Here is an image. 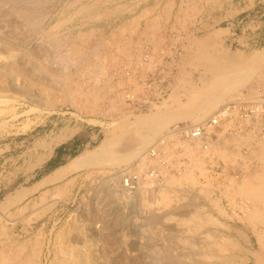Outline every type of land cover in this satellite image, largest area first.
<instances>
[{
	"label": "rangeland",
	"instance_id": "obj_1",
	"mask_svg": "<svg viewBox=\"0 0 264 264\" xmlns=\"http://www.w3.org/2000/svg\"><path fill=\"white\" fill-rule=\"evenodd\" d=\"M32 1L37 3L31 7L45 14L39 27L31 26L34 30L12 13L5 0H0V51H4L0 52V72L19 62V67L27 73L19 78L17 75L21 74L16 71L0 74V241L7 237L14 240L13 243L23 244L37 237L40 246L36 264H58L66 256L73 260L74 255L90 258V264H264L261 247L264 244V203L242 194L245 205L262 216L250 224L243 215H231L225 194L220 197L215 190V194L208 197V187L198 183L196 172L193 184L182 181L177 185L176 180L174 185L167 186L162 177L161 182L146 185V193L151 197L148 202L121 205L124 199L120 178L115 176L121 170L133 171L130 167L141 161L137 160L141 154L144 162L145 152L165 128L159 131L156 124L137 125L115 139L107 152V156L113 158L145 146L138 157L127 162L94 164L88 159L107 136L130 123L132 118L152 114L164 106L180 107L217 77L229 78L241 69L242 75L238 73L233 78L232 93L228 94L232 98L240 92L263 96L264 23L245 30L244 36V27L239 24L245 15L239 11L253 1ZM251 34L259 38L257 46L247 38ZM55 41H61V46L56 47ZM92 48L96 53L88 52ZM74 50L87 53L78 55L85 59H78ZM139 56L143 57V67L134 69ZM75 57L82 62H76ZM255 62L258 67L252 66ZM41 66L44 73H37ZM245 66L255 70L250 74ZM210 107L209 111L214 106ZM179 122L196 124L188 120ZM223 141V147L226 143L231 146L227 152H233L234 140L227 136ZM59 152L54 163L57 166L50 168V160ZM249 152L257 164L245 173L251 177L264 164L256 157V147H250ZM82 154L87 155L84 164L80 163L66 176L41 184ZM232 159L233 156L221 159L228 165L226 179L240 184L244 179L234 178L238 170H232L236 166ZM244 161L248 164V160ZM146 165L140 171L142 178L155 163L150 161V165ZM205 165L197 170L202 171V175ZM168 173L178 176L177 171ZM104 184L112 190L111 198L106 193L96 195L97 188ZM213 186L221 188L219 184ZM245 186L264 195L262 188ZM135 193L130 194L131 198ZM162 195L164 201L160 200ZM152 209L167 215L194 209L192 213L196 210L208 215L218 224L216 221L214 225L198 222L197 229L193 230L186 225L170 224L172 221L162 226L150 225ZM102 248L107 261L99 253Z\"/></svg>",
	"mask_w": 264,
	"mask_h": 264
},
{
	"label": "bare ground",
	"instance_id": "obj_2",
	"mask_svg": "<svg viewBox=\"0 0 264 264\" xmlns=\"http://www.w3.org/2000/svg\"><path fill=\"white\" fill-rule=\"evenodd\" d=\"M8 5H9V8L11 9L12 13H16V16H18L20 19H22L24 21V24L26 27H29L30 29L35 26L37 24L38 25H41L42 22H43V14L42 15V12H39L38 10H36V8H33L31 6H34L37 2H34L32 0H5ZM46 1V0H45ZM32 2V3H31ZM39 2V1H38ZM77 2V1H76ZM36 6V5H35ZM39 9V8H38ZM146 14V13H145ZM144 15V14H143ZM145 16V15H144ZM4 18V17H3ZM14 22V21H13ZM158 22V21H157ZM41 23V24H40ZM59 23V22H58ZM57 23V24H58ZM24 26V25H23ZM32 26V27H31ZM59 26V25H58ZM39 27V26H38ZM149 27V26H148ZM19 28V27H18ZM36 28V26H35ZM33 29V28H32ZM161 29V28H160ZM173 29V28H172ZM34 30V29H33ZM55 30V29H54ZM148 31V30H147ZM152 32V31H150ZM36 34V33H35ZM88 35V34H87ZM147 35V34H146ZM36 36V35H34ZM79 36V35H78ZM86 36V35H84ZM83 36V37H84ZM116 36V35H115ZM143 36V35H142ZM146 37V36H145ZM76 38V37H75ZM59 39V38H58ZM146 39V38H145ZM156 39V38H155ZM55 40V39H54ZM147 40V39H146ZM158 40V39H157ZM71 41V40H70ZM83 41V39H82ZM87 41V39L85 40V42ZM54 42V41H53ZM148 42V41H147ZM155 42V41H154ZM61 41H55L54 45L56 47H59L61 46ZM77 44V43H76ZM80 46L82 45L81 43H79ZM115 44V43H114ZM123 45V44H121ZM73 46H75L73 44ZM79 45L77 44V46H75L76 48L78 47ZM112 47V45H110ZM124 46V45H123ZM72 47V45H71ZM3 48V47H2ZM39 48V47H38ZM90 48V47H89ZM120 48V47H119ZM138 48V47H137ZM154 48V47H153ZM13 49V48H12ZM57 49V48H56ZM69 49V48H68ZM67 49V50H68ZM79 49V47H78ZM123 49V48H122ZM140 49V48H139ZM3 51V49H1ZM10 50V49H9ZM83 50V49H81ZM81 50H74V55L77 57L79 54H87V53H81L82 51ZM128 50V49H127ZM0 51V52H2ZM66 51V50H65ZM84 51V50H83ZM111 51V50H110ZM126 51V50H125ZM136 51V50H135ZM4 52V51H3ZM6 52V51H5ZM11 52V51H10ZM37 51H35L34 53L32 54H35ZM42 52V51H40ZM72 49H71V52L72 53ZM85 52V51H84ZM88 52H95V49L92 48L90 51ZM264 52V50L262 51ZM9 53V52H8ZM12 53V52H11ZM96 53V52H95ZM110 53V52H109ZM117 53V52H116ZM261 53V52H260ZM2 54V53H1ZM7 54V53H5ZM10 54V53H9ZM28 54V53H27ZM31 54V55H32ZM38 54V53H37ZM55 54V53H54ZM108 54V52H107ZM113 54V53H112ZM152 54V53H151ZM12 55V54H11ZM29 55V54H28ZM29 55V56H31ZM57 55V54H56ZM73 55V56H74ZM92 55V54H91ZM126 55V54H124ZM262 55V53L260 54ZM4 56V55H3ZM24 56V55H23ZM36 56V55H35ZM66 56V55H65ZM70 56H72V54H70ZM72 56V57H73ZM88 56V55H87ZM90 56V55H89ZM2 57V55H1ZM8 57V55H7ZM75 57V61L76 62H79L80 64V61L82 62L83 59V56L79 57L78 56V59ZM95 57V56H94ZM94 57L93 60H94ZM120 57V56H119ZM127 57V56H126ZM144 57H146V55H144ZM6 58V57H5ZM34 58V57H33ZM143 58V57H142ZM140 56H139V61H135V68L134 69H137L138 67H143V61H141ZM7 59V58H6ZM27 58H25L26 60ZM74 59V58H73ZM87 59V58H86ZM97 59V58H96ZM111 59V58H110ZM109 59V60H110ZM33 60V59H32ZM88 60H90L88 58ZM19 61V60H18ZM17 61V62H18ZM24 61V60H23ZM28 61V59L26 60V62ZM34 61V60H33ZM32 61V62H33ZM36 61V60H35ZM34 61V62H35ZM42 61V60H41ZM71 61V60H70ZM92 61V60H90ZM105 61V59H104ZM118 61V60H117ZM128 61V60H127ZM25 62V61H24ZM66 62V61H65ZM68 62V61H67ZM129 62V61H128ZM5 63V62H4ZM11 63V62H10ZM21 63V62H20ZM30 63V62H29ZM37 63V61H36ZM36 63L34 65H36ZM69 63V62H68ZM93 63V62H92ZM108 63V62H107ZM113 63V62H112ZM117 63V62H116ZM123 63V62H122ZM131 63V62H130ZM14 66L12 68H3L4 72H0L3 73V74H8V73H11L14 71L18 72L19 74L21 75H17V77L19 78V76H22V77H25L27 75V73L24 72L23 67L21 66V68L19 67V62L18 64L17 63H13ZM12 64V65H13ZM25 64V63H24ZM33 64V63H32ZM51 64V63H50ZM114 64V63H113ZM129 64V63H128ZM4 65V64H3ZM10 65V64H9ZM38 65V64H37ZM64 65V64H63ZM78 65V63H77ZM98 65V64H97ZM100 65V64H99ZM120 65V63H119ZM7 66V65H5ZM70 66V65H69ZM75 66V65H73ZM82 66V65H81ZM85 66V64L83 65ZM92 66V65H90ZM113 66V65H112ZM252 66H257L258 67V64L257 62L254 63V65ZM1 67V66H0ZM65 67V66H64ZM94 67V65L92 66ZM126 67V66H125ZM124 67V68H125ZM128 67V65H127ZM44 67L41 66L39 68V70H37L36 72L39 73V72H42L41 70L43 69ZM91 69V67H89ZM100 68V67H99ZM103 68V67H102ZM113 68V67H112ZM115 68V67H114ZM246 68V66H245ZM254 68V67H252ZM37 69V68H36ZM105 69V68H104ZM133 69V71H135ZM248 69V70H247ZM249 69L250 67H247L245 70H247V72H249ZM258 68H256L257 70ZM30 70V69H29ZM99 70V69H98ZM97 70V71H98ZM129 70V69H127ZM143 69H141L142 71ZM254 69H252V71H254ZM7 71V72H6ZM44 71V70H43ZM46 71V70H45ZM48 71V70H47ZM119 71V70H118ZM251 71V69H250ZM252 71L250 74H252ZM35 72V71H34ZM124 72V71H123ZM44 73V72H42ZM106 73V72H105ZM241 74V69L236 72L235 74H232L229 76V78H226L225 76L224 77H217L215 78L210 84H208L204 89H202L201 91H199V93H196V94H193L189 99L186 104H183L181 105L180 107H174V108H169V106H164V108H158L156 109V111L152 114H149V115H144V116H140V117H134L132 119L134 120H131L130 123L128 124H124L121 128H118L115 132H112L111 135L107 136L106 139H104L101 143V145H99L98 149L94 152H91L90 153V156L88 157V159H91L94 164H101L102 162H107L111 165H115V164H120V163H123V162H127L131 159H134L135 157H138V154L143 151L144 149V145L143 147H140V148H137L127 154H124V155H118L116 156V158H113V157H110V156H107V152H108V147L113 143V141L115 139H117L118 137H120L122 134H124L126 131H128L129 129L137 126V125H151V124H156L157 128L159 131L163 130L164 128L167 130L168 128H166L169 124L171 125V123H177L179 121H192V122H203L205 121L211 114L212 112L222 103V102H228V101H231L232 98V95H230V93H232L230 91V86L232 85V83L235 81L233 78L238 75ZM246 73V72H245ZM28 74L30 75V73L28 72ZM67 74V73H66ZM95 74V72H94ZM244 74V72H243ZM249 73H246L244 75H247ZM10 75V74H9ZM16 75V74H15ZM98 75V74H97ZM242 75V74H241ZM13 76H14V73H13ZM33 76V75H32ZM96 76V75H95ZM100 76V74H99ZM112 76V75H111ZM120 76V75H119ZM124 76V75H123ZM127 76V75H126ZM16 77V78H17ZM246 77V76H245ZM250 77V76H249ZM3 78V77H2ZM17 78V79H18ZM94 78V77H93ZM111 78V77H110ZM22 79V78H21ZM106 79V78H105ZM129 79V77H128ZM23 80V79H22ZM28 80V79H27ZM64 80V79H63ZM122 80V79H121ZM21 81V80H20ZM25 82V80H24ZM29 82V80L27 81ZM79 82V81H78ZM92 82V81H91ZM106 82V80H105ZM112 82V81H111ZM130 82V81H129ZM121 83V82H120ZM88 84V83H87ZM93 85V84H92ZM78 86V84H77ZM24 87V86H23ZM114 87V86H113ZM125 87V86H124ZM24 89V88H23ZM68 89V88H67ZM87 89V87H86ZM90 89V88H89ZM88 89V90H89ZM95 89V88H94ZM107 89V88H106ZM62 90V88H61ZM75 90V89H74ZM101 90V89H99ZM81 91V90H80ZM89 91H91L90 93H92V90L90 89ZM120 91V90H118ZM230 91V93L228 94V92ZM234 91V90H233ZM54 92V91H53ZM96 92V90H95ZM61 93V92H60ZM66 93V92H65ZM90 93H89V96H90ZM94 93V92H93ZM97 93V92H96ZM95 93V94H96ZM102 93V92H101ZM94 94V95H95ZM228 94V95H227ZM69 95V94H68ZM97 95V94H96ZM227 95V96H226ZM52 96V95H51ZM55 96V95H54ZM85 96V95H84ZM88 96V94L86 95ZM98 96V95H97ZM121 96V94H120ZM224 96H226L224 98ZM47 97V96H46ZM63 97V96H62ZM71 97V96H70ZM77 97V96H76ZM75 97V98H76ZM102 97V96H101ZM194 97V98H193ZM257 97V96H256ZM94 98V96H93ZM96 98V96H95ZM223 98V99H222ZM32 99V98H31ZM77 99H79V97H77ZM89 99V98H88ZM219 99V100H218ZM51 100V99H50ZM75 100V99H73ZM98 100V99H97ZM96 100V101H97ZM113 100V99H112ZM221 100V101H220ZM43 101V100H42ZM72 101V100H71ZM85 101V100H84ZM94 101V100H93ZM100 101V100H99ZM106 101V100H105ZM119 101V100H118ZM121 101V100H120ZM220 101V102H219ZM107 102V101H106ZM210 102V103H209ZM53 103V102H52ZM73 103V101H72ZM77 103V102H76ZM108 103V102H107ZM111 103V102H110ZM209 103V104H208ZM74 104V103H73ZM113 104V103H112ZM212 104H214L212 106ZM72 105V104H71ZM84 105V103H83ZM102 105V104H101ZM50 106V105H49ZM91 106V105H90ZM98 106V105H97ZM96 106V107H97ZM105 106V105H104ZM110 106V104H109ZM113 106V105H111ZM213 107V109L211 111H209V107ZM106 107V106H105ZM205 107V108H204ZM210 107V108H211ZM75 108V107H74ZM204 108V109H203ZM80 109V108H79ZM83 109V108H82ZM88 109V108H87ZM86 109V110H87ZM103 109V108H102ZM101 109V110H102ZM110 109V108H109ZM203 109V110H202ZM78 110V109H77ZM112 110V109H111ZM202 110V111H201ZM93 111V110H91ZM115 111V110H114ZM201 111V112H200ZM113 112V111H112ZM97 113V112H96ZM108 113V112H107ZM121 113V112H120ZM93 114V113H92ZM205 119V120H204ZM90 121V120H89ZM88 121V122H89ZM120 123V122H119ZM94 124V123H93ZM116 124V123H115ZM112 125H114V123H112ZM169 125V126H170ZM226 126H231L230 123L228 124H225ZM116 127V126H115ZM227 128V127H226ZM165 130V131H166ZM165 131L159 135V138L158 140L160 139V137H162L164 134H165ZM119 132V133H118ZM158 132V131H157ZM71 134V133H69ZM251 136L249 134H245V135H240L236 138H233L232 140H234V147H233V152H236L238 150L241 149L242 146H245V147H249L248 150L250 149V147H256L257 148V154H256V157L259 156V160H260V164H264V149L260 146H258L257 144L253 143L252 141V138H250ZM119 139V138H118ZM150 141V138L147 140V142ZM152 141V140H151ZM147 144V143H146ZM181 144V147H183V153L181 152V154H178V157L181 155L183 157H186L188 159V165L186 167V170L183 169L182 172H180L178 174V176H169L170 174L167 173L166 170H163V173H162V176L163 177V181L165 182V184H170V186L174 183V181H178V183H175V184H180L182 181H188L190 183H195V178H194V172L197 171L198 169H201L204 164L206 163H213L212 161L213 160H216V157L218 158V160L222 159L224 160L226 157H231L233 156V159L232 160H235L236 158V154L233 153V152H227L228 148L231 147L229 146V144L226 143V145L224 147H221L220 150L214 146H210L209 149L207 150H201L200 149V144L197 142V141H194V146L193 147H188L187 146L189 145V143H180ZM225 144V143H224ZM142 146V145H141ZM237 148H236V147ZM147 147V145H146ZM252 151V150H251ZM225 152V153H224ZM253 152V151H252ZM89 153V152H88ZM86 153V154H88ZM231 153V154H230ZM85 154V155H86ZM139 154V155H140ZM84 154L80 155V157H78L75 161H73V163H68L67 166H65L64 168H62L60 171H56V172H53L54 174L52 176H50L48 178V180L46 179L43 183H41L42 185L46 182V181H52L54 179H57V178H61L63 176H66L68 175L69 173H71L72 171H74L75 169L78 168V166L81 164H84V161H85V156ZM166 155V154H165ZM165 155H164V158H165ZM138 162L139 160H141L137 165H135L133 168L130 167L134 173H138L139 175L140 174V171L143 170V168L145 166H147L146 164L150 165V161H144V156L141 154V156L137 159ZM168 160L169 162H167L169 165H173L174 162H172L173 160L171 159V155H169L168 157ZM207 160V161H206ZM87 161V160H86ZM89 162V161H88ZM90 163V162H89ZM88 163V164H89ZM92 164V163H91ZM29 165V164H28ZM86 165V164H85ZM104 165V164H102ZM108 165V164H107ZM63 167V166H62ZM259 167V166H258ZM264 165H262V167L259 168V171L254 173L251 177H249L248 174H246L243 179L244 181L243 182H240L239 183H228L227 184V188L226 186L223 187V190H220L222 193H225V197H226V201L227 203L230 205V208L232 210V213L231 215L233 216H242L250 223L252 224V221L253 220H260V218H262V216H259V213H257V211L254 209V208H248L246 205H245V199L243 198V195L244 194L245 196L244 197H248L254 201H257V202H263L264 203V195L262 193H260L258 190L256 189H249L247 186L245 185H252V186H257L259 188H262L264 189ZM59 170V169H58ZM148 170V169H147ZM126 169L125 170H121L120 171V174H118L116 177V179L120 178V177H124L126 174H127V171ZM146 172V171H145ZM143 173V172H141ZM200 173V172H199ZM202 174V171L201 173ZM142 177V176H141ZM169 177V178H168ZM148 176H146V178L144 179L145 181L141 180L140 178V182H138V188L136 189V196L134 198H131V195L128 193V190L124 189L122 187V185H120V190H121V196L122 199L121 201V205H123L122 203H124V205H129V203H132L134 201H138L139 204L141 203H144V202H148V198H151V197H148L147 193H146V190H145V187L146 185H149L150 180H148ZM168 178V180H167ZM247 179V180H246ZM120 180V179H119ZM118 180V182H119ZM180 180V182H179ZM167 182V183H166ZM169 182V183H168ZM117 183V182H116ZM106 184V182H105ZM104 184V187H100V188H97L96 190V195H100V193H106L107 196H109L111 198V194H112V190ZM174 185V184H173ZM168 186V185H167ZM149 187V186H148ZM256 187V188H257ZM39 188V187H38ZM93 189V188H92ZM240 189V190H239ZM28 190V189H27ZM32 190V189H31ZM169 190V189H167ZM34 191V190H33ZM164 191L166 192V190L164 189ZM164 191L162 190V192L164 193ZM204 191V190H203ZM59 192V191H58ZM154 192V191H153ZM168 192V191H167ZM32 194V193H31ZM159 194V193H158ZM169 194V193H168ZM22 195V194H21ZM25 195V194H24ZM102 195V194H101ZM134 195V194H133ZM26 196V195H25ZM106 196V197H107ZM117 198V197H116ZM247 198V199H248ZM118 199V198H117ZM156 200V198H154ZM161 201H164V195H162ZM250 201V200H249ZM253 201V202H254ZM216 203V201H213ZM212 202V203H213ZM214 203V204H215ZM262 203V204H263ZM136 204V203H135ZM258 204V203H257ZM123 205V206H124ZM232 205V206H231ZM132 206V205H130ZM191 207L190 205H187V207ZM246 206V208H244ZM125 207V206H124ZM191 208H194V207H191ZM190 208V209H191ZM189 209V210H190ZM223 209V208H221ZM220 209V210H221ZM200 210V209H199ZM194 211L191 210V211H188L187 212H183L179 215H171V214H168L166 212H159V213H156L154 212V210L152 209V211L150 210V213H151V217L149 218V222L151 223L150 225H159L162 224H169L168 221H172L173 223H170V224H175L177 226H182V225H186V226H189L188 228L190 229H194L196 228V225L197 223L199 222L200 225L202 224H211L213 223L212 225H214V221L216 220H213V218H209L208 215H201L198 211L195 210V214L192 213ZM201 211V210H200ZM197 212V213H196ZM223 212L225 213V215H228L226 214V212L223 210ZM223 213V214H224ZM157 215V217H156ZM222 215V214H221ZM212 219V220H211ZM73 221V220H72ZM246 221V222H247ZM12 222V221H11ZM218 221H216L217 223ZM263 222V221H262ZM215 223V224H216ZM218 224V223H217ZM222 224V223H221ZM72 225V224H71ZM197 229V228H196ZM71 230V229H70ZM255 231V230H254ZM4 233V232H3ZM65 233V232H64ZM74 234V233H73ZM4 236V235H3ZM7 236V235H6ZM221 238V237H220ZM11 241H14L12 240L11 238L10 239H7V237H4L2 239V241H0V264H36V258H37V252H38V248L40 246V242L38 241L37 237H35L34 239H32L30 242L28 243H13ZM226 241V240H225ZM222 242V240H221ZM229 242V241H228ZM229 245V244H228ZM95 247V245H94ZM99 249V248H98ZM89 250V249H88ZM210 251V250H209ZM194 252V251H193ZM100 255L101 257L103 258V260L107 261L108 259L105 257V253L103 252V248L102 250H100ZM197 256V255H196ZM201 256V255H200ZM67 258L64 260V261H59L58 264H90L89 261L91 260L90 258H85V257H81V256H73V260H70L68 258V256H66ZM108 257V256H107ZM200 258V257H199ZM211 258V257H210ZM89 259V260H88ZM223 259V258H222ZM70 260V261H69ZM229 261V260H228ZM92 262V261H91ZM94 262V260H93ZM92 262V263H93ZM216 263V261H215ZM106 264H110V263H106Z\"/></svg>",
	"mask_w": 264,
	"mask_h": 264
},
{
	"label": "built area",
	"instance_id": "obj_3",
	"mask_svg": "<svg viewBox=\"0 0 264 264\" xmlns=\"http://www.w3.org/2000/svg\"><path fill=\"white\" fill-rule=\"evenodd\" d=\"M263 8L264 0H255L253 10L240 19L239 24L244 27V31H242L243 36L245 30L247 31L250 27L259 26L264 23ZM247 38H249L253 46H257L259 38L254 34H251ZM228 123L231 126L225 125ZM245 134H249L253 143L264 149V95L256 97L247 92H240L231 101L222 104L203 122L196 124L189 122L172 124L165 131V134L159 140L157 139L145 152V159L154 162L155 165L148 168L146 173L143 174V178L138 173H134V171L127 172L124 177H120V185L128 190L129 194H133L138 188L140 178L145 181L144 179L148 176V180L151 183L156 181L161 182L163 170H166L167 173L169 170L177 171L178 174L183 169L186 170L188 159L181 155L178 157V154L183 153V147H181L180 143H189L187 148H191L194 146V141H197L200 144L201 150H207L210 146L218 148V146L224 143L223 140L227 136L233 139ZM221 147L218 149L220 150ZM233 153L236 154L234 160L236 166L232 170L235 168L238 170L234 178L240 181L246 175L245 173L253 168L252 166H257V164L246 148L242 147ZM169 155H171L172 162H174L172 166L167 163L169 162ZM244 160H248V164ZM212 162L205 163L203 175L199 171H195L199 177L197 174L195 175L200 185L208 187V197L214 195L215 192H219L220 197H222L225 193H222L220 190H223V187L229 183L226 179L228 165L222 162L221 159L218 160L217 157ZM220 183L222 184L220 185ZM214 184H219L221 188H213Z\"/></svg>",
	"mask_w": 264,
	"mask_h": 264
},
{
	"label": "crops",
	"instance_id": "obj_4",
	"mask_svg": "<svg viewBox=\"0 0 264 264\" xmlns=\"http://www.w3.org/2000/svg\"><path fill=\"white\" fill-rule=\"evenodd\" d=\"M252 1H253L252 4H250V2L248 1V2H249L248 5H247L245 8H242V9L239 11V13H243V14L245 13V14H246V13H249L250 11H252V9H253V7H254V0H252ZM247 11H248V12H247ZM228 30H229V29H228ZM263 50H264V48L262 49V51H263ZM213 80H214V79H213ZM213 80H212V81H213ZM212 81H211V82H212ZM209 84H210V83H209ZM198 93H199V92H198ZM209 103H210V102H209ZM209 103H208V104H209ZM204 108H205V107H204ZM204 108H203V109H204ZM203 109H202V110H203ZM202 110H201V111H202ZM201 111H200V112H201ZM134 150H135V149H134ZM132 151H133V150H132ZM59 155H60V152H59V153H56V155L52 157V160H50V164H49V167H50V168L56 165V164H54V163L56 162L57 157H58ZM56 166H57V165H56ZM55 168H56V167H55ZM260 245H261V244H260ZM261 247H262V249H264V244H262Z\"/></svg>",
	"mask_w": 264,
	"mask_h": 264
}]
</instances>
